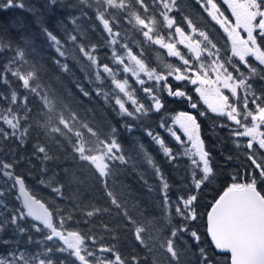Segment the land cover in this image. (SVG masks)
Returning a JSON list of instances; mask_svg holds the SVG:
<instances>
[{"label":"snow or ice","instance_id":"obj_1","mask_svg":"<svg viewBox=\"0 0 264 264\" xmlns=\"http://www.w3.org/2000/svg\"><path fill=\"white\" fill-rule=\"evenodd\" d=\"M195 2L223 30L227 38L224 48L205 31L198 32L199 38L193 35L197 27L188 16L183 20L191 31L180 26L172 15L179 10L178 0H44L43 9L37 4L26 5L24 0H0V12L18 8L33 16L38 35L59 57L66 56L65 44L78 48L89 62L82 67L90 70L85 78L93 87L86 90L76 81V89L88 99L95 92L121 121L119 125L108 123L109 130L104 132L82 121L62 98H51L42 91L38 73L44 65L32 63L30 70H25L20 64H28L27 55H38L35 36L24 32L27 26L23 20L0 19V51L12 53L0 63V84L7 86L0 90V264H264V152L260 151L264 150V87L257 90L253 83L256 79L264 83V0ZM57 12L55 27H50L47 19ZM124 23L141 32L144 43L165 49L178 63L152 67L145 63L142 51L134 52L127 43L114 47L120 43V32L114 29L123 28ZM89 33L99 40L93 41ZM229 44L231 55L227 54ZM104 47L111 54L97 55ZM105 58L110 63H102ZM53 62L68 71L67 64L58 59ZM131 78L142 90L143 100ZM108 80L114 87L105 90ZM147 82L152 83L149 86ZM68 94L72 95L70 90ZM165 95L185 101L201 118L209 111L226 118L227 123L218 126L227 128L234 142L247 138L244 156L252 174L243 178L238 173L231 175V182L210 201L206 213L205 231L212 251L201 246L203 237L193 224L203 215L197 209L200 191L217 179L214 157L202 138L197 115L185 110L169 115L164 111ZM200 101L207 110H199ZM153 114L159 115V129L170 135L176 148L145 124ZM216 127L214 121L210 129ZM120 129L129 136L138 129L143 131L174 168L177 160H190L188 182L184 183L186 176H180V185L174 186L143 142L132 137V150L142 153L161 193L156 202L160 215L144 217L143 223L128 212L108 182L117 162L124 166L134 160L129 155L132 150L120 143ZM236 147L241 145L236 143ZM77 157L87 162L83 170L99 185H87L92 193L87 201L79 187L85 181L76 175V169L57 172L48 166ZM138 175L149 189L155 187L147 183L145 173ZM29 180L50 189L52 199L38 198ZM174 187L175 197L171 195ZM13 193L15 203L4 199ZM100 200L110 201V205L101 206ZM97 214L123 216V220L113 227L103 223L98 228L92 223ZM140 215L144 216L143 209ZM121 232L126 235H119ZM185 235L191 244L181 249L177 241L185 243ZM122 240L130 244V250L121 251ZM30 245L39 247L30 252ZM192 245L194 259L189 261L186 257ZM217 252L223 260L214 259Z\"/></svg>","mask_w":264,"mask_h":264},{"label":"trees","instance_id":"obj_2","mask_svg":"<svg viewBox=\"0 0 264 264\" xmlns=\"http://www.w3.org/2000/svg\"><path fill=\"white\" fill-rule=\"evenodd\" d=\"M24 2L26 5L37 4L39 7H41V9H43L44 0H24ZM58 7L59 6H57V8ZM177 8L179 10H174L172 15L175 17L180 26L184 27L187 32H190L191 30L187 28V23L183 20V16H188L189 19L193 21L194 26L197 27V34L193 35H196L197 38H199L198 32L205 31L206 34L209 35V38L212 39L219 48H224L227 38L223 33V30L220 29L218 25H215V22H212L210 17H207L206 13L202 12L195 0H178ZM89 14L91 15V13ZM226 14L230 16V12ZM58 15L59 12L48 17L47 22L50 27H55L54 20ZM0 19H4L5 21L23 20L24 24L27 26L25 27L24 32L35 36V48L38 55H27L25 60L28 61V64H24L23 61H21L20 64L25 68V70H30L29 66L32 63L37 64V66L40 64L44 65V69H41L38 73L40 78L39 82L42 85V91L47 92L51 98H62L65 103L69 104L73 110L78 112L82 121L88 122L90 126H93L94 128L99 127L104 132H107L109 130L108 123L115 125H119L121 123L120 119L112 111V108L107 106L102 98L97 97L95 92L92 93V98L88 99L82 96V94H80L76 89V81H80L86 90H91L93 87V85H90L85 78V72L90 70L86 67H82V65L86 66L89 62L85 57L82 56L78 48L74 49L71 43L65 44V48L68 50L66 52V56L59 57L54 49L49 46L48 41L44 37L38 35L39 29L34 23H32L34 17L21 9L13 8L5 12H0ZM81 23L82 26L86 27L85 21H81ZM55 30L58 32V34H60L59 29ZM114 31L120 32V36L118 37L120 43L114 47L119 49L120 45L127 43L134 52L142 51V55L145 58L146 64L150 63L152 67H156L157 65L163 67L164 64L172 63L175 65L178 63L176 58L167 56V51L165 49H161L158 45L144 43V37L142 33L136 31L132 25L124 23L123 28H115ZM13 35H16V33H13ZM89 35L93 41L99 40V37L95 33H89ZM137 41L140 42L139 45H137ZM80 42H84V40L81 39ZM5 43H7V41H5ZM180 47L186 52V49H183V46ZM96 54L107 57L111 54V50L107 47H104ZM227 54L231 55L230 44L228 45ZM10 55H12L10 51H0V63H3ZM206 55L207 54L205 53V56ZM54 59H58L61 64H67L68 71H65L61 67L57 66L53 62ZM101 62L110 63L107 58ZM253 62L255 61L253 60ZM118 78L123 80L124 76L118 75ZM9 79L11 80L14 78L9 77ZM130 83L134 89H137V95L143 100L142 90H139V86L134 83V78L130 79ZM147 83L150 86L152 82ZM253 83L257 90L264 87V83H262L259 79L254 80ZM6 87L7 86L0 84V90H5ZM109 87H114L111 85L110 80L105 82V90H108ZM69 90L72 93L71 96L68 94ZM21 91L23 90L21 89ZM188 91L192 92V86H188ZM193 98L198 100V94H194ZM165 101L166 107L164 111L169 115H174L178 110L189 111L192 112V114L197 115L198 122L201 124L202 138L206 141L207 150L210 151L214 157V168L217 174V179L213 180L209 185H206L200 191L199 199L197 201V209L203 215H201L200 218L193 224V227L196 228L203 237L201 246L208 248L209 251H212L210 240L205 231L206 213L211 205L210 201H213L214 198L218 197V195L223 191L224 187H226L227 184L231 182L229 179L231 175L238 173L239 176L243 178L246 175L252 174V166L244 156V153L248 151L246 147H243V145H246L247 143V138H239L238 141L234 142V138L230 137L228 129L218 126L222 121L227 123L226 118L224 117H219L209 111L206 117L201 118L199 117L198 111L190 109L185 101L173 100L166 95ZM199 104V110H207L206 105H203L202 101H200ZM214 121L216 122L217 127L212 130L210 129V125H212ZM158 122L159 115L153 114L147 121H145V124L149 127L155 128L157 132L161 133L162 137L169 145H171L173 148H176L175 141L170 137V135L163 133V130L159 129ZM84 131L86 133V129ZM133 136L136 137L137 140L143 142L146 150L151 155H153L157 163L163 167L164 171L169 177L170 182L174 186L180 185V176H186L184 183L188 182V179L190 178L187 176V167L190 165V160L188 158L177 160L176 164L178 167L174 168L173 165L165 161L162 153L159 151L158 146L154 145L150 139L144 135L143 131L138 129L132 134V136H129V134L123 129H120L119 140L120 143L125 146V148L130 150L133 149ZM85 138H88L87 133ZM236 143H239L241 147H236ZM27 151H31V144L28 145ZM260 151L264 152V150ZM129 155L134 156V160L128 165L124 166H121L119 162H117V170L115 171V174L109 178L108 182L112 186V190L117 195V198L121 199L122 203H125L128 212L138 220H141L143 223L144 217L152 218L160 215V212L156 208V202L160 199L161 193L158 189V181L152 174L151 168L143 160L142 153L137 154L135 150H132L129 152ZM228 155L233 157L231 161L225 159V157ZM133 163L136 165L135 169L133 168ZM86 164L87 162H81L77 157L76 160L63 161L57 165L49 163L48 166L50 168H55L57 172H60V169L62 168L76 169V175L81 180L85 181V184L80 185L79 187L83 193L84 200L87 201L92 196V193L87 190V185H94L96 188H99V185L94 179L90 178L88 172L83 170ZM140 172L145 173V180H147L148 184L155 186L153 189H149L146 186L144 180L140 179L138 175ZM256 175L258 176V170H256ZM28 183L29 185L34 186L35 191L38 194V198L44 197L48 200L52 199V193L50 189L44 186H36L35 181L33 180H29ZM73 187L75 188L76 185ZM261 187H264V184H262ZM12 195H14V193L5 196L4 199L9 203H15V201L12 200ZM171 195L173 197L177 195L175 187L173 188ZM57 202L59 203L60 201ZM97 203L101 206L110 205V201L106 200H100L97 201ZM141 209L144 210V216L140 215ZM115 212L116 209L112 207V213L115 214ZM171 214L172 213H169V215ZM121 220H123V216L116 217L113 215L110 217L108 214H97L93 218L92 223L98 228L101 227L103 223H107L109 227H113ZM148 228L150 230L151 226L149 225ZM105 235L107 234L105 233ZM119 235L124 236L126 233L121 232ZM111 242L115 243L116 241L113 240ZM177 243L180 244L181 249H184L185 244H191V241L185 235V243H180V241H177ZM121 245V251L130 250L131 246L127 241L122 240ZM48 246L52 247L51 242H49ZM21 247H24V245L22 244ZM27 247L30 252H33L36 251L39 246L30 245ZM97 247H99V245ZM194 250L195 245H192V247L188 249V256L186 257L187 260L192 261L194 259L192 257V252ZM143 254L144 253L141 252L142 256ZM217 257L223 260V257L219 256L218 252L214 256V259Z\"/></svg>","mask_w":264,"mask_h":264},{"label":"rangeland","instance_id":"obj_3","mask_svg":"<svg viewBox=\"0 0 264 264\" xmlns=\"http://www.w3.org/2000/svg\"><path fill=\"white\" fill-rule=\"evenodd\" d=\"M242 35H246V34H244L243 32L241 33ZM225 94H227V92H225Z\"/></svg>","mask_w":264,"mask_h":264},{"label":"water","instance_id":"obj_4","mask_svg":"<svg viewBox=\"0 0 264 264\" xmlns=\"http://www.w3.org/2000/svg\"><path fill=\"white\" fill-rule=\"evenodd\" d=\"M219 196V195H218ZM210 207H211V205H210ZM210 207H209V209H210ZM210 240V239H209Z\"/></svg>","mask_w":264,"mask_h":264}]
</instances>
